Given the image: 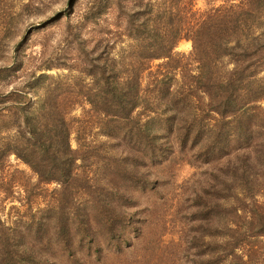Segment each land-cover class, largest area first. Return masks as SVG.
<instances>
[{
    "label": "rangeland",
    "instance_id": "obj_1",
    "mask_svg": "<svg viewBox=\"0 0 264 264\" xmlns=\"http://www.w3.org/2000/svg\"><path fill=\"white\" fill-rule=\"evenodd\" d=\"M252 5L248 18H256L243 32L263 46L264 1L0 0V101L27 92L35 107L34 87L43 94L51 79L71 90L91 86L105 67L126 78L141 49L181 18L195 26L217 9L247 14ZM192 52L184 39L174 53L186 69L162 59L142 73L136 123H114L107 135L105 117L87 102L71 106L76 182L42 183L8 159L0 170V264L25 254L30 264H264V236L252 225L264 215V102L238 116L248 131L234 116L221 119L197 89ZM229 60L220 57L221 72L235 67ZM262 61L256 80L264 84Z\"/></svg>",
    "mask_w": 264,
    "mask_h": 264
},
{
    "label": "trees",
    "instance_id": "obj_2",
    "mask_svg": "<svg viewBox=\"0 0 264 264\" xmlns=\"http://www.w3.org/2000/svg\"><path fill=\"white\" fill-rule=\"evenodd\" d=\"M252 9L253 5L247 14L241 11L243 7L240 12L235 6L217 9L207 13L195 26L185 24V18H181L177 27L154 40V44L151 42L149 47L141 49L137 61H133L125 70L126 78L113 76V70L105 67L94 85H74L73 90L63 81L51 79L43 94H40L39 88H33L35 107L31 106L32 98L27 92L11 93V100L0 101V134L7 136L0 139V170L4 169L11 156H15L42 183L63 186L76 182L81 158L71 145L72 129L68 120L71 106L79 99L87 102L93 111L105 117L101 120V127L107 135L114 123L116 127H124L125 124L138 122L134 114L142 103L140 76L155 60H168L167 65L174 70L186 69L189 64H183L174 53L175 46L184 39L193 42V52L188 60L198 65L199 73L193 79L198 85L197 89L209 97L210 110L223 120L233 116L237 119L240 114H247V110L264 102V84L256 80L259 65L264 60L261 56L264 45H261L260 37L251 38L243 32L250 28L249 24L256 18H248L250 13L253 14ZM186 25H190L189 28ZM221 56L234 61L235 67L231 71L225 73L218 69ZM48 77L43 74L36 83ZM14 96L16 100H13ZM9 115L13 118L11 125L7 122ZM237 120L240 121L238 124L246 127L242 119ZM170 121V126L177 122L176 113L171 115ZM245 130L248 131L247 127ZM246 131L243 135L248 134ZM218 145V151L226 147L224 141ZM252 225H256L257 236H264V215L254 219ZM5 230L0 223V235L6 236ZM238 248L239 244L236 243L231 247L233 254ZM27 258L32 259L30 254H25V259L19 264H30ZM243 264H250V261Z\"/></svg>",
    "mask_w": 264,
    "mask_h": 264
}]
</instances>
